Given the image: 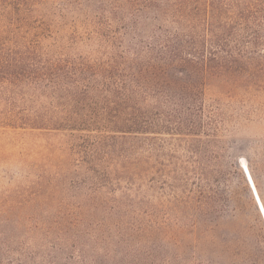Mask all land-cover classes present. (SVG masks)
Returning a JSON list of instances; mask_svg holds the SVG:
<instances>
[{
  "label": "trees",
  "instance_id": "1",
  "mask_svg": "<svg viewBox=\"0 0 264 264\" xmlns=\"http://www.w3.org/2000/svg\"><path fill=\"white\" fill-rule=\"evenodd\" d=\"M86 3L92 17L85 32L72 23L64 46L43 34L45 22L32 19L37 4L24 0V55L1 72L0 127L63 133L79 167L96 180L160 175L194 211L193 231L215 235V225L200 219L215 193L201 185L211 178L199 159L223 150L219 107L207 103L206 92L212 81L264 83V0ZM83 46L87 55L68 51ZM9 83L24 99L23 113L8 110L18 100L6 99ZM190 172L199 180L194 190Z\"/></svg>",
  "mask_w": 264,
  "mask_h": 264
},
{
  "label": "rangeland",
  "instance_id": "2",
  "mask_svg": "<svg viewBox=\"0 0 264 264\" xmlns=\"http://www.w3.org/2000/svg\"><path fill=\"white\" fill-rule=\"evenodd\" d=\"M34 4L35 18L28 16L44 21L43 34L59 36L64 46L72 23L85 32L92 17L86 0ZM76 49L68 51L88 53ZM15 54L24 55V0H0V85ZM7 87L6 99L18 100L4 110L23 113L24 99L14 85ZM206 99L219 107L223 150L214 160L199 159L211 178L201 185L215 193L200 219L215 225V235L193 231L194 211L177 201L160 175L96 180L79 167L63 133L0 127L1 264H264V220L241 168L248 165L264 203V83L212 81ZM184 157L194 169L193 156ZM188 176L194 190L199 180Z\"/></svg>",
  "mask_w": 264,
  "mask_h": 264
},
{
  "label": "bare ground",
  "instance_id": "3",
  "mask_svg": "<svg viewBox=\"0 0 264 264\" xmlns=\"http://www.w3.org/2000/svg\"><path fill=\"white\" fill-rule=\"evenodd\" d=\"M242 168H243V170H244L246 176L248 175V177H249V178L247 177V180H248V183H249V185H250V187H251L252 192H253V189H254V191H255V193L253 192V195H254V197H255V194H256V196H257V197H255V200H256V203H257V205H258V208H259L260 213H261V215H262V217H263V220H264V204H263L262 199H261V197H260V195H259V192H258V189H257L256 184H255V182H254V179H253V177H252V175H251V173H250V170H249V168H248V165H246V164L244 163V165H242ZM249 179H250V182H249ZM251 185H252V186H251ZM252 187H253V188H252Z\"/></svg>",
  "mask_w": 264,
  "mask_h": 264
},
{
  "label": "water",
  "instance_id": "4",
  "mask_svg": "<svg viewBox=\"0 0 264 264\" xmlns=\"http://www.w3.org/2000/svg\"><path fill=\"white\" fill-rule=\"evenodd\" d=\"M247 177H248V175H247ZM248 178H249V177H248ZM249 182H250V179H249ZM251 186H252V185H251ZM252 188H253V187H252ZM253 192L255 193L254 189H253ZM255 197H257L256 194H255Z\"/></svg>",
  "mask_w": 264,
  "mask_h": 264
}]
</instances>
